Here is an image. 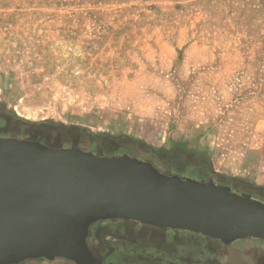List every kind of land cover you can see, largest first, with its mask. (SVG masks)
Instances as JSON below:
<instances>
[{
  "label": "rangeland",
  "instance_id": "obj_1",
  "mask_svg": "<svg viewBox=\"0 0 264 264\" xmlns=\"http://www.w3.org/2000/svg\"><path fill=\"white\" fill-rule=\"evenodd\" d=\"M0 136L128 154L264 202V0H0ZM95 222L105 264L264 259L256 237Z\"/></svg>",
  "mask_w": 264,
  "mask_h": 264
},
{
  "label": "water",
  "instance_id": "obj_2",
  "mask_svg": "<svg viewBox=\"0 0 264 264\" xmlns=\"http://www.w3.org/2000/svg\"><path fill=\"white\" fill-rule=\"evenodd\" d=\"M130 219L223 243L264 239V202L212 179L165 174L128 154L0 137V264L32 258L94 259L89 228Z\"/></svg>",
  "mask_w": 264,
  "mask_h": 264
},
{
  "label": "flooded vegetation",
  "instance_id": "obj_3",
  "mask_svg": "<svg viewBox=\"0 0 264 264\" xmlns=\"http://www.w3.org/2000/svg\"><path fill=\"white\" fill-rule=\"evenodd\" d=\"M1 137V136H0ZM96 223V222H95ZM95 223H93L91 226H90V228H89V233H88V236H87V244H88V239L90 238V236L92 235V228H94V224ZM153 227H155V226H153ZM235 241V240H234ZM221 242V241H220ZM223 243V242H222ZM88 246H89V244H88ZM89 249L91 250V252H92V254H93V256H94V259L93 260H91L90 262H88V263H86V264H105V261H104V259L103 258H101V257H98L97 255H95L94 254V252L92 251V249L90 248V246H89ZM75 264V263H74ZM171 264H175V263H171ZM225 264H231V263H225ZM258 264H264V259H262V262L261 263H258Z\"/></svg>",
  "mask_w": 264,
  "mask_h": 264
}]
</instances>
